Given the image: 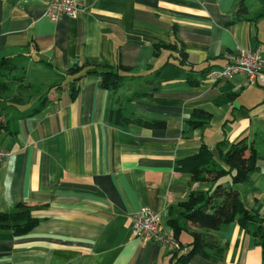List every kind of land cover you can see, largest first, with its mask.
I'll return each instance as SVG.
<instances>
[{"label":"crops","instance_id":"obj_1","mask_svg":"<svg viewBox=\"0 0 264 264\" xmlns=\"http://www.w3.org/2000/svg\"><path fill=\"white\" fill-rule=\"evenodd\" d=\"M78 1L84 11L53 21L49 0H0V65L14 69L0 82L12 75L21 86L20 94H10L11 84L0 93V146L12 151L0 162V212L22 204L37 219L24 235L0 230V264H171L180 250L136 237L133 217L147 206L164 230L173 234L177 219L180 241L193 240L198 228L180 207L190 175L176 165L203 144L219 162L222 143L225 151L244 137L255 141L258 167L237 187L264 214V87L247 85L243 74L213 76L238 47H260L264 58V1ZM159 42L184 47L186 63L178 64L179 49L156 51ZM88 61L117 71L120 87H102L101 71L69 73ZM175 66L178 77L160 78ZM196 109L211 117L192 127ZM210 234L218 247L189 264H264L263 247L238 221Z\"/></svg>","mask_w":264,"mask_h":264},{"label":"trees","instance_id":"obj_2","mask_svg":"<svg viewBox=\"0 0 264 264\" xmlns=\"http://www.w3.org/2000/svg\"><path fill=\"white\" fill-rule=\"evenodd\" d=\"M245 11L246 8L242 5L240 13ZM163 48L179 49L178 64L181 66L186 63L188 55L184 47L178 48L165 42L155 44L156 51ZM92 64L94 63L89 61L84 64L76 63L70 68L69 73L81 79L85 75L101 71L102 87L114 90L120 87L122 76L117 71L109 68L99 70L97 67H92ZM180 66L166 68L162 74L160 73V78L165 77V80H170L178 77ZM119 67L129 70V67L124 65ZM187 79L193 84L199 83V80L191 76H188ZM6 89H8V84L0 82V93ZM72 95L73 97L77 95V89L73 90ZM194 112L196 117L198 115L200 117L191 120L192 127L203 124L211 117V114L204 110L196 109ZM116 115L117 121L120 122L121 111L118 110ZM139 122L147 127L165 126V122L159 120H139ZM2 128L0 123V129ZM222 146L223 143L218 146L219 162L215 161L214 152L206 144H203L195 154L177 161L176 169L190 175V192L180 204L181 215L188 224L196 226L198 230L192 231L193 240L189 244L182 243L178 237L184 227L181 226L179 220H170L174 236L182 245H186L190 249L187 254L181 250L177 251L171 264H189L192 257L196 255L209 257L208 251L218 246L214 240L208 239V234L212 237L211 231H218L224 225L235 221L252 233L257 243L263 247L264 263V214L248 207L237 187L239 184H247L252 173L258 167L259 153L255 141H249L244 137L232 142L225 151ZM19 206L20 211L18 212H0V230H11L15 236L24 235L37 223V219L28 214V209L25 206L22 204Z\"/></svg>","mask_w":264,"mask_h":264},{"label":"built area","instance_id":"obj_3","mask_svg":"<svg viewBox=\"0 0 264 264\" xmlns=\"http://www.w3.org/2000/svg\"><path fill=\"white\" fill-rule=\"evenodd\" d=\"M86 9L85 4L78 0H49L46 16L53 21L62 18L63 15L76 16ZM227 62L220 71L213 73L219 78H230L236 74L246 76L247 85L260 84L264 87V58L259 47L256 51L246 48H237L224 54ZM12 151L0 146V162L10 158ZM133 233L144 241H155L163 245L171 246L187 254L190 249L161 226L160 216L149 207H143L134 214Z\"/></svg>","mask_w":264,"mask_h":264},{"label":"rangeland","instance_id":"obj_4","mask_svg":"<svg viewBox=\"0 0 264 264\" xmlns=\"http://www.w3.org/2000/svg\"><path fill=\"white\" fill-rule=\"evenodd\" d=\"M238 48H239V47H238ZM235 50H236V49H235ZM9 66H10V67H8V66H4V65H0V75L3 76V74H5L7 70H9V72H11V70H12V68H13V63H10ZM12 71H13V73H14V69H13ZM16 73H17V74H20V73H22V70L19 69V71H17ZM7 78L10 80V83H9V85H8V88L10 87V84H11V86H12V89H11L10 94H11V95H12V94H20L21 86L18 87V89H20V90L17 92V89H16L17 86H16L15 83L11 80V79H13V78H12V75L8 76ZM230 78H231V77H230ZM227 79H229V78H227ZM28 88H30L31 90L33 89L32 87H28ZM27 91H28V90H27Z\"/></svg>","mask_w":264,"mask_h":264}]
</instances>
